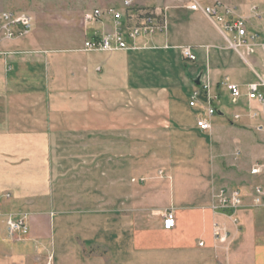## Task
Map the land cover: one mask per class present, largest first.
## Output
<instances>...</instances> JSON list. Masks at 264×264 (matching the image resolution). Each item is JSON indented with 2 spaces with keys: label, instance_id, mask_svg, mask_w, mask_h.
<instances>
[{
  "label": "crops",
  "instance_id": "0c3cea01",
  "mask_svg": "<svg viewBox=\"0 0 264 264\" xmlns=\"http://www.w3.org/2000/svg\"><path fill=\"white\" fill-rule=\"evenodd\" d=\"M168 17L164 33L146 41L137 39L134 49L98 52L78 46L69 52H50L36 48L30 35L0 45V205L7 202L2 193L8 192L11 202L32 206L30 195H46L61 185L50 183L52 178L76 177L83 180L80 185L87 186L85 193H97L99 179L106 209L119 211L125 223L130 220L136 226H148L132 234L130 247L119 251L116 264H213L211 229L215 221L227 226L236 244L227 264H264V242L256 237L258 225H264V211L249 209L251 198L245 196L252 189L245 163L257 155L250 153L254 140L245 128L228 124L229 117L239 112L242 125H254L246 113L256 104L247 103L245 97L232 104L223 84L226 76L245 91V84L253 78L240 70L242 63L218 41L217 31L203 26L202 22L211 23L200 12L171 9ZM89 26L84 39L114 29L108 18ZM186 45L193 47L196 60L182 57L180 49ZM196 78L199 85L194 83ZM204 85L209 87L204 95L209 92L211 99L190 103L193 90ZM208 106L216 107L209 134L216 136L219 155L224 161L240 160L236 171L221 176L224 183L241 188L247 206L234 216L211 211L207 203L217 186L207 179L189 182L193 189L183 193L178 192L176 180L168 186L159 180L149 189L150 200L158 205L149 210L137 207L144 198L123 199L129 146L146 140L153 144L150 140L155 137L173 139L174 145L188 141L192 148L207 146L196 119L205 116ZM73 133L76 138L65 136ZM204 160L201 152L192 160L181 157L172 179L178 175L187 181L201 178ZM69 162L76 165L65 166ZM114 186L121 197L112 201ZM166 207L175 210L170 229L163 227L161 217L148 219L154 216L151 211ZM28 218L30 228L47 223L39 214L29 213ZM234 219L239 220L238 228ZM200 238L203 246L197 244ZM219 257L224 264L221 253Z\"/></svg>",
  "mask_w": 264,
  "mask_h": 264
},
{
  "label": "rangeland",
  "instance_id": "374dc122",
  "mask_svg": "<svg viewBox=\"0 0 264 264\" xmlns=\"http://www.w3.org/2000/svg\"><path fill=\"white\" fill-rule=\"evenodd\" d=\"M214 1L215 0H202V4L213 6ZM218 1L221 2L220 5L230 7L232 9L231 12L234 11L246 18V26L260 37L256 40L257 43L264 41V0ZM188 3L187 0H135L133 10L125 13L129 16L131 15L128 20L133 24L136 19H138L137 17L140 16V12L155 9L163 14L162 17L165 20L166 27H168V20L170 19L168 17V10L172 9L178 11L179 9H187L190 11H198L211 23L210 26L208 23L202 22L203 26L206 29L211 27L213 30L217 31L218 41L224 43L225 49L231 50L237 55L242 63L240 70L244 74L251 75L253 80L245 84V91L242 90L238 83H233L240 88L242 98L245 97L248 101L247 103L256 104V107L250 106L246 113V116L252 120L254 125H247V127L242 125L239 120H241L243 115L239 112H235L232 115L230 114V117L226 114L225 117L232 118V120H229V125L245 128V133H247L248 136L250 135V139H252L251 142L254 140L250 146V153L256 152L257 155L254 158L251 156L245 163L248 167V173L251 174L250 185L252 189L249 194L245 195L240 187L224 183V176L221 175L224 173H232L233 170L236 171L239 167L240 160L234 159V161L229 162L222 159V155L218 153L219 146L215 140L216 136H210L209 134L212 129L211 121L209 129H200L197 126L198 117L196 119V127L203 131V135L200 136V138L204 137L202 140L206 141L207 146L204 145V147L192 148L193 146L187 145L189 143L188 141L186 144L182 142V145H174L175 142L173 139L158 137H155L154 140H150V142L153 141V144L148 143L146 140V142L139 143L137 146H129L130 169L126 179L127 184L125 185L126 188L123 199L133 201L137 198H144L145 200L141 203L139 202L137 207L141 210H149L158 205L150 200L151 195L149 189H152L159 180H161L162 184L165 186L170 185L172 180H176L174 182L178 186V192L183 193L185 190H189L190 187L193 189L189 182L194 184L198 179H207L217 186L210 192V200L209 203H207V207L211 211H214L211 206L217 203V198L221 190H225L226 193L229 194L236 188L241 191V206H238L235 210H227V208L223 210L217 209L215 210L216 212L228 214L230 216L236 215L240 209L247 206L244 203L245 196L251 198V204L248 205L250 206L249 209H262L264 211V174L251 173V169L255 164L264 163V103L254 99H247L246 97L249 83L256 79L255 72H264V47L258 44L254 46L248 54L241 57L236 50L226 46V40L219 31L222 23L214 17H208L201 10L188 8ZM96 8L102 11L99 19L94 22L85 23L84 15ZM111 8H115L117 11H123L124 7L122 0H0V13L12 11L16 13H29L32 16L33 26L29 34V41L36 48L46 49L50 52H69L75 47L78 48V46L88 51L84 48V40H86L84 39V33L89 25L108 18L113 21L114 29H105L100 35L96 33L94 35L102 37L115 30L114 18L111 14L106 12ZM88 28H90V26ZM166 30L167 28L155 34L164 33ZM153 35L140 37L138 39H144L146 41ZM145 41L143 45H148ZM135 44L137 48V42H135ZM185 47H188L192 51L195 55L194 60H196L193 47L189 45L181 47L182 57L188 60L182 53ZM241 50H245V47L242 46ZM226 82L232 83V81L225 76L223 84L227 88ZM208 88L207 85L206 87L195 88L193 91H199L200 94H198V97L202 99L201 97L204 96V91H207ZM206 95L207 97L205 96L206 99L204 101L210 100L211 96L209 92H206ZM242 98H240L238 102H230L237 105ZM194 102H199V100L198 98H193L191 95L190 103ZM208 108L209 106L205 110V116ZM231 109H233V106H231ZM214 114L215 112L208 116L209 120H211L210 118ZM215 117H217V115H215ZM65 136L71 139L73 137L76 138L75 133ZM247 140L248 138H245V141ZM68 147L69 146H67V149ZM75 148L76 147H73V149ZM115 148L120 149L114 146V149ZM200 152L205 156V160L203 161L205 171L200 172L201 178H194L191 179L192 181H187L186 178L182 176L179 177L178 175V177L176 176V178L172 179L171 172L176 167H179L181 164V157L186 156L189 160H192L195 156L199 155ZM235 157H237V155H235ZM68 165L73 167V165H76V162L66 163L65 166ZM213 167L214 172H212ZM81 180L82 179L79 178L76 179V177L59 178V180H57V178H52L50 183L58 182L61 183V185H55L53 187L54 192L49 191L46 195H30L29 200L26 199L32 201L33 205L29 206L30 208L24 203L11 202L12 195L10 193H2L3 200L7 202L1 203L0 205V264H116V262L120 260L119 251L122 249L126 250L130 247L132 234L138 229H144L148 226H136L130 220L128 222L129 224L125 223L120 217L119 211L111 212L109 209H106L105 206H108L104 200L106 195L101 193L104 188L99 179L97 180V193L90 194L84 192V190L88 188L87 186L79 184ZM114 189L115 192L111 195L112 201L116 199L119 200L121 197L120 189L115 186ZM256 189H259V192H257ZM168 210L174 211L175 215V210L172 207H166L160 211H151V214L154 216H150L148 219H152L153 217H161L163 219L164 213ZM29 213L33 215L39 214V216L44 218L43 222L47 221V223H43L41 227V223L38 222L30 228ZM19 218H22L26 222V233L10 232L8 221L10 219L14 220ZM233 222L238 228L239 220L234 219ZM215 223L218 222L215 221L212 223L211 237L213 239V244L211 247L213 253L210 254V259L213 264H223L219 254L221 253L223 258H225L224 262L227 261L228 255L236 248V244H233L234 237L231 231L227 226L220 223H218L222 228L220 233L224 232L225 234H219L220 237L214 239L213 225ZM33 230H35V232H33ZM256 232H258L256 233L257 239L264 242V225H258ZM32 233L35 235H32ZM201 240L202 238L198 240V246L204 245V243L200 245Z\"/></svg>",
  "mask_w": 264,
  "mask_h": 264
},
{
  "label": "built area",
  "instance_id": "2783aa9c",
  "mask_svg": "<svg viewBox=\"0 0 264 264\" xmlns=\"http://www.w3.org/2000/svg\"><path fill=\"white\" fill-rule=\"evenodd\" d=\"M135 0H122L124 10L117 11L115 8L108 9L106 12L111 14L115 22V30L107 35L91 36L89 39L84 40V48L88 51H112V50H128L136 48V40L140 37L153 35L159 31L166 29V23L163 19V14L157 10H145L140 12L135 23L132 24L128 19L130 18L125 12L133 10ZM189 3L188 8L194 10L203 11L208 17L215 18L222 23L219 31L226 40V46L232 48L239 53L241 57L248 54L254 46L258 44L264 47V41L257 43L258 35L251 30L245 23V17L239 15V13L231 12L230 7L220 5L218 0L214 1V5H203L202 0H187ZM102 11L98 8L91 12H87L84 15V22H94L99 19ZM135 20V19H134ZM33 18L29 13H16L12 11H4L0 13V45L5 41L19 40L28 36L32 30ZM260 38V37H259ZM245 47V50H241V47ZM1 53V51H0ZM184 57L188 60H194L195 55L192 51L185 47L182 50ZM255 81L249 83L247 87L246 97L247 99H254L258 102L264 103V72H255ZM228 91L230 94V100L232 102H238L242 98L240 88L235 83H228ZM205 87L207 85H204ZM199 91H193L192 97L198 98ZM204 96L207 97L205 94ZM216 111V107L209 106L205 117L197 120V126L200 129H209L210 120L209 117ZM252 174H264V163L255 164L251 169ZM259 192V189H256ZM242 204L241 191L236 188L229 194L225 190H221L220 195L217 198V203L212 205V210L217 209H233L235 210ZM221 211V210H220ZM216 212V211H215ZM175 215L174 211L168 210L164 213L163 227L170 229L174 227ZM8 228L10 232L26 233V222L22 219H10L8 221ZM222 230L221 225L215 223L213 225L214 239L219 238V234ZM224 236V235H222ZM201 240L200 245H203Z\"/></svg>",
  "mask_w": 264,
  "mask_h": 264
},
{
  "label": "water",
  "instance_id": "95a60500",
  "mask_svg": "<svg viewBox=\"0 0 264 264\" xmlns=\"http://www.w3.org/2000/svg\"><path fill=\"white\" fill-rule=\"evenodd\" d=\"M195 85H199V78H196L194 81ZM201 97V96H200ZM203 100H205V97H201Z\"/></svg>",
  "mask_w": 264,
  "mask_h": 264
},
{
  "label": "bare ground",
  "instance_id": "6f19581e",
  "mask_svg": "<svg viewBox=\"0 0 264 264\" xmlns=\"http://www.w3.org/2000/svg\"><path fill=\"white\" fill-rule=\"evenodd\" d=\"M6 42V41H5Z\"/></svg>",
  "mask_w": 264,
  "mask_h": 264
}]
</instances>
